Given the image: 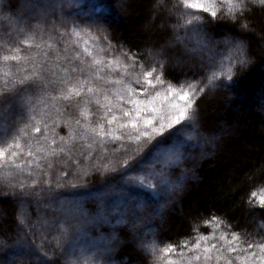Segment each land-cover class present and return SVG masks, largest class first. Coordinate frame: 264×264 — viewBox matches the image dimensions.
Masks as SVG:
<instances>
[{
    "label": "trees",
    "instance_id": "16d2710c",
    "mask_svg": "<svg viewBox=\"0 0 264 264\" xmlns=\"http://www.w3.org/2000/svg\"><path fill=\"white\" fill-rule=\"evenodd\" d=\"M50 1L52 9L56 10L41 14L39 8L34 6L40 5L41 0H20L10 14L11 21L0 24V88L4 87L5 81L14 82L30 74L34 70V63L46 67L53 63L70 67L63 59L56 61L45 57V53L51 54L52 51L49 44H54L57 49L64 47L59 42L61 36L70 41H79L78 45L72 44V48L82 52L84 40L88 41V46H93L92 34L101 37L107 35L117 50L108 49L100 55L116 57L120 50L129 54L135 52L137 64L130 70L136 72L140 71L141 65L145 69L158 67L156 61L162 59L165 80L177 86L194 83L203 87L199 80L206 75L210 59L225 72L222 80L226 86L207 89L197 95L195 110L199 132L193 134L190 129H182L179 133L187 141L185 150L189 155L175 168L171 178H182L183 188L178 186L171 189V197L168 194L167 198L160 192L157 198L143 189L130 187L136 202H145L146 207L139 210L132 205L126 223H117L116 217L112 216L110 225L99 228L87 225L84 239L99 237L101 233L108 238L115 235L113 246L104 257L111 264H175L182 259L179 249L185 247V241L190 246L197 236L209 235V243H217L219 247L223 243L218 241L220 232L228 233L229 240L232 232H239L242 239L264 243V204L260 203L264 198V39H261L264 37V6H252L246 14L249 30L241 39L246 41L249 62L241 66L236 63L235 50L223 43L225 36L239 30V25L228 18L227 3L221 6L219 0L214 4L217 11L215 18L210 10L192 9L183 0ZM187 21L202 23L205 38H209L210 43L207 56H190L192 53L189 49L195 46L192 37L197 36L187 32ZM74 23L91 25V34L70 36ZM97 25H100L99 31ZM177 36L183 39L177 40ZM98 46L107 48V43L101 40ZM13 48H19V55L29 59L4 61L2 57L11 54ZM160 50L164 52L162 57L157 55ZM67 54L74 55L71 48ZM189 57L191 59L187 63L182 62ZM84 59L90 63V57L85 56ZM73 63L78 65L80 61L74 60ZM231 65H235L234 74L231 81H227L226 72ZM18 66L22 69L19 72ZM123 71V68L111 72L105 69L113 78L123 75ZM207 75H211V72H207ZM33 106L31 115L35 118L29 122L26 131L32 138L33 151L40 159L27 158L34 162L24 165L23 171L0 168V239L7 241L0 248V264H19L14 258L16 245L13 241L21 215V202L26 205L23 215L27 222L39 221L36 242L40 243L39 237L43 233L47 237L46 248H54L57 244L54 221L63 217L53 207H45L47 196L39 203L32 197L21 196L22 190L18 187L21 182L25 184L23 191H32L33 187H47L44 182L49 181L53 189L68 193V202L79 201L89 214H94L101 207L100 197L105 183H121L120 162L134 147L128 141L108 140L101 145L98 137L83 128L85 123L99 120L101 114L98 106L86 105L80 97L64 100L58 88L53 90L50 87L38 94L33 99ZM84 108L95 114L85 117L81 111ZM76 120H80V125L75 123ZM33 125L40 127L41 131H33ZM61 137L64 139L61 140ZM122 144L127 145V149ZM39 146L45 150L39 151ZM201 146L206 154L200 151ZM61 148L63 151H60ZM145 151L147 146L134 155L139 158ZM81 178L86 184H80ZM33 180L40 183L32 186ZM73 184L78 186L73 189ZM13 185L17 186L16 196L9 194L6 197L5 193H10ZM57 185L61 187L57 189ZM117 197L115 194L105 197L104 206L109 212L112 206L119 205L115 202ZM212 216L218 217V221L212 222ZM45 219L48 224L43 223ZM205 221L209 223L205 224ZM138 224L142 227L139 228ZM216 224H219L218 228ZM42 225L49 226L51 230L46 231ZM144 225L150 232L142 233ZM153 240L158 248L155 255L141 246V242ZM169 243L176 245L175 251H160ZM232 246H236L235 242ZM222 251L232 260V264H242L235 259L237 254L246 256V253ZM249 251L257 252L256 264H261L258 249ZM185 254L193 253L185 249ZM211 254L213 259L209 264H226L224 259L216 260L215 250ZM88 256L85 254L82 264H86ZM194 264H203V260Z\"/></svg>",
    "mask_w": 264,
    "mask_h": 264
},
{
    "label": "snow or ice",
    "instance_id": "6c2138e0",
    "mask_svg": "<svg viewBox=\"0 0 264 264\" xmlns=\"http://www.w3.org/2000/svg\"><path fill=\"white\" fill-rule=\"evenodd\" d=\"M20 0H3L0 2V24L10 22L14 11V5ZM216 0H183L186 6L192 9H204L211 11V16L215 18L217 11L214 4ZM221 6L227 3L228 18L233 24L239 25L238 31H233L232 35L225 36L223 43L230 45L236 52V63L241 66L246 65L248 57L246 55V41L241 39L245 31L249 30V24L246 14L252 6H264V0H219ZM41 14H46L47 6H39ZM189 27L187 32L197 36L195 46L189 51L194 54L197 51H206L210 43L199 35L202 23L195 21L186 22ZM97 31L100 25H97ZM79 29V31H77ZM232 31V30H230ZM91 34V25L82 26L74 23L70 36L80 37L81 34ZM93 46H88V41L84 40V46L81 51L72 48V44H79V41H70L60 37L59 42L64 45L62 49H57L54 44H49L51 54L45 53V57L59 61L63 59L70 67H61L58 63L49 66L43 64H33V71L25 74L14 82L5 81L3 88H0V168H15L23 171L24 165H31L34 157L36 161L40 157L33 151L34 145L30 134L26 131L29 122L35 117L31 115L34 112L33 99L38 94L44 93L50 87L53 90L59 89V95L64 100H70L73 97L84 99L86 105L95 104L98 106L100 118L96 123L87 122L83 128L90 132L94 137H98L101 145L106 141H128L134 144L131 152H128L120 162L121 168L119 175L120 184L105 183L104 192L101 193V207L94 213L89 214L79 201L71 203L67 201L68 193L53 189L49 181L44 183L47 187L35 188L32 191H23L25 184L21 182L18 187L22 190L21 196L32 197L37 203L44 196L48 197L47 206L54 210L64 213L63 219L55 220L57 227L56 247L46 248L47 237L41 233L37 243V223H28L23 215V209L26 206L20 203L21 215L17 223V232L14 238L16 249L14 252L15 260L19 264H82V258L85 254H90L86 264H111L110 260L104 257L113 246L115 235L111 238L103 233L99 237L84 239L86 226L92 225L99 228L105 224H112V216L116 217L117 223H126L128 213L132 205L136 209L142 210L145 202H136L135 195L129 190L130 187H136L145 190L153 197H159L162 189H174L179 180H173L175 168L183 163L189 153L186 152L187 141L179 135L182 129H190L193 134L199 132V123L195 110V103L198 94H203L207 89H216L226 86L222 80L225 76L223 68L208 62L206 75L201 77L199 83L203 87H198L194 83L186 86H177L176 83L168 82L164 78V60L158 59L157 66H150L145 69L140 66V71L134 69L137 61V53L124 52L120 50L119 56L104 57L101 53L108 49L117 50L111 43L107 35L103 37L92 34ZM183 38L177 36V40ZM264 39V37H261ZM103 40L107 43V48L99 47V42ZM122 47V46H121ZM187 47V45H186ZM72 49L73 56H68L69 49ZM19 48H13L11 54L4 55V61H27L29 57H21ZM63 53V56H61ZM158 56H164L163 50L157 53ZM90 57V63L85 61L84 57ZM74 60H79L80 64H74ZM130 61L131 63H128ZM235 65L228 67L226 72L227 81H231ZM123 68V75L113 78L109 72ZM108 69L109 72H105ZM22 69L18 66L17 71ZM59 70V71H57ZM87 70V73H86ZM211 72V75H207ZM87 97V98H85ZM85 117L94 115L87 108L81 110ZM80 125V120H76ZM179 126V127H176ZM47 128V125H45ZM171 130V131H168ZM33 131L40 132L41 128L33 125ZM165 133H167L165 135ZM46 140L47 137H44ZM64 138L61 137V140ZM55 143V140H53ZM147 151L142 156L136 158L134 154H139L144 147ZM127 149V145L122 144ZM43 146H39V151H44ZM60 151H63L61 148ZM55 150H53V153ZM39 166V165H37ZM51 167V164L48 165ZM105 172L108 171L105 166ZM38 180L32 181V186L38 185ZM80 184H86L81 178ZM78 185L73 184L75 189ZM13 185L10 193L16 196ZM57 189L61 186L57 185ZM115 194L119 197L120 204L111 207V211L104 206L105 197ZM255 195V193H253ZM261 204H264V198H261ZM66 204L70 206L66 207ZM135 217V211H133ZM218 217L212 216L211 221H218ZM48 224V220L43 221ZM209 221H205L208 224ZM215 227H219L216 224ZM228 233L220 232L217 243H209V235H199L195 243L188 246L185 241V247L179 249L181 260L175 264H194L203 260V264H209L213 259L212 251L215 250L216 260L224 259L226 264H232V260L224 255L222 250L227 253H246L237 254L235 259L242 264H256V251L258 249L259 260L264 264V243H253L250 240L241 238L239 232L231 233V240L227 239ZM235 242V247L233 243ZM7 241L0 239V248L6 245ZM203 244V247H202ZM141 246L146 252L153 255L158 251L155 240L151 242H141ZM58 249V250H57ZM185 249L192 255H186ZM176 250V245L169 243L162 251L171 253ZM32 259L29 260L28 258ZM172 264V262H170Z\"/></svg>",
    "mask_w": 264,
    "mask_h": 264
},
{
    "label": "rangeland",
    "instance_id": "374dc122",
    "mask_svg": "<svg viewBox=\"0 0 264 264\" xmlns=\"http://www.w3.org/2000/svg\"><path fill=\"white\" fill-rule=\"evenodd\" d=\"M41 6H47V12H51V11H53V10H56L55 8L54 9H52V6H53V4H51L52 3V1H50V0H41ZM40 5H37V4H34V6L37 8H39V6ZM202 34H204V35H202ZM200 35L201 36H203L204 37V39L206 40V41H209L208 39L209 38H205V37H207L206 36V33L204 32V30H202V28H201V33H200ZM193 38V41H195L196 42V39H197V37H192ZM190 54H191V52H190ZM190 56H197V57H202V56H207V52L206 51H197V52H195L194 54H191ZM191 59V57H189L188 59H186V60H183L182 62L183 63H187L189 60ZM200 151H202V153L203 154H206V151L204 150V147L203 146H201L200 147ZM190 176V178L192 177V174L191 175H189ZM188 177V176H187ZM174 180V179H173ZM177 180V179H176ZM178 180H179V183H178V185L176 186V187H178V186H180V187H182L183 185H182V183H183V180H182V178H178ZM183 188V187H182ZM161 192L164 194V195H166V198H167V196H168V194H169V196L171 197V194H170V189H162L161 190ZM174 198H172V200H173ZM116 204H120V200H119V197H117L116 198ZM42 206H45V205H42ZM45 207H48L47 205L45 206ZM144 207H146V203H144ZM59 213H60V217L62 216H64V213H62V212H60L59 211ZM141 224H138L137 226L139 227V228H141L142 227V225L140 226ZM136 226V225H135ZM42 228L43 229H45L46 231L48 230V231H50L51 230V228L49 227V226H47V225H42ZM148 232H150V229L147 227V226H145L144 225V227L142 228V233L143 234H146V233H148ZM89 239V238H88ZM87 239V240H88ZM87 254V253H86ZM88 255H90V254H88Z\"/></svg>",
    "mask_w": 264,
    "mask_h": 264
}]
</instances>
